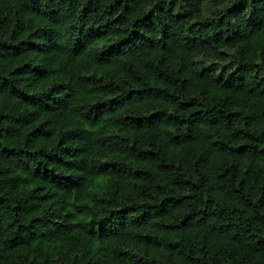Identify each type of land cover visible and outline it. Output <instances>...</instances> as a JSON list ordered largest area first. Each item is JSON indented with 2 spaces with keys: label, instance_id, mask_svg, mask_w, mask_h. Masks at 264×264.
I'll return each instance as SVG.
<instances>
[{
  "label": "trees",
  "instance_id": "trees-1",
  "mask_svg": "<svg viewBox=\"0 0 264 264\" xmlns=\"http://www.w3.org/2000/svg\"><path fill=\"white\" fill-rule=\"evenodd\" d=\"M204 2L0 0V264H264V0Z\"/></svg>",
  "mask_w": 264,
  "mask_h": 264
},
{
  "label": "rangeland",
  "instance_id": "rangeland-1",
  "mask_svg": "<svg viewBox=\"0 0 264 264\" xmlns=\"http://www.w3.org/2000/svg\"><path fill=\"white\" fill-rule=\"evenodd\" d=\"M210 7H211V4H210L209 0H205L204 8H205L206 13L208 11V8H210ZM203 60H205L208 63H210V65L212 67H218V70H220V68L222 66H225V65L227 66V64H229V59L205 57V58H203Z\"/></svg>",
  "mask_w": 264,
  "mask_h": 264
}]
</instances>
